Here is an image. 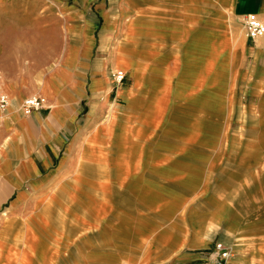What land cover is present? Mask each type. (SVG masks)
<instances>
[{"label": "crops", "instance_id": "1", "mask_svg": "<svg viewBox=\"0 0 264 264\" xmlns=\"http://www.w3.org/2000/svg\"><path fill=\"white\" fill-rule=\"evenodd\" d=\"M251 12L264 0H0V264H218L216 242L220 264H264Z\"/></svg>", "mask_w": 264, "mask_h": 264}, {"label": "built area", "instance_id": "2", "mask_svg": "<svg viewBox=\"0 0 264 264\" xmlns=\"http://www.w3.org/2000/svg\"><path fill=\"white\" fill-rule=\"evenodd\" d=\"M243 29H245V33L247 37L250 39L257 38L264 34V22L258 16L257 13L251 12L243 14L241 17ZM113 80L118 83L124 78V72L121 69H117V71L112 73ZM8 97L6 94H0V107L5 108L8 105ZM44 99L42 96L33 94L25 97L21 101V108L25 114H30L34 109H39L43 107ZM216 255L212 257L213 261L220 264L226 257L229 256L230 250L223 246L221 242H216ZM213 254V253H212ZM122 264H130L126 262H122Z\"/></svg>", "mask_w": 264, "mask_h": 264}, {"label": "rangeland", "instance_id": "3", "mask_svg": "<svg viewBox=\"0 0 264 264\" xmlns=\"http://www.w3.org/2000/svg\"><path fill=\"white\" fill-rule=\"evenodd\" d=\"M256 13V12H255ZM243 27V26H242ZM123 72H124V77L126 76V73H125V71L123 70ZM124 80V78L120 81V82H122ZM120 82H118V83H120ZM199 100H201V98L199 99Z\"/></svg>", "mask_w": 264, "mask_h": 264}]
</instances>
